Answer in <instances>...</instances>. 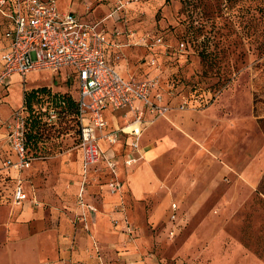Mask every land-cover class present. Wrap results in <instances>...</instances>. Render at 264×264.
<instances>
[{
	"label": "rangeland",
	"instance_id": "1",
	"mask_svg": "<svg viewBox=\"0 0 264 264\" xmlns=\"http://www.w3.org/2000/svg\"><path fill=\"white\" fill-rule=\"evenodd\" d=\"M56 5L109 38L113 45L106 48V61L122 76L157 77L161 93L172 104L183 96L192 100L194 88L210 89L211 107L224 104L225 118L226 108L231 109L232 99L237 98L245 118L236 139L224 130L206 133L204 139L182 134L188 142L179 150H169L165 143L152 163L160 183L158 193L141 202L143 212L135 213V205L127 199L134 239L117 234L116 246L101 247V261L84 243L89 259L73 261L68 254L66 264H264V169L253 185L238 175L248 148L255 140L264 145V0H57ZM146 34L162 42L148 39L146 46L139 45ZM181 41L183 52L178 50ZM150 59L154 66L147 64ZM38 86L75 96L76 81H66L64 73L33 72L24 80L9 82L0 114L4 111L5 117L19 108L24 90ZM163 121L155 134L160 143L167 142L171 126L167 118ZM150 127L142 137L149 148ZM78 129L77 118L70 113L55 125H40L45 160L34 164L36 175L28 178V186L42 208L32 214L20 216L11 206L10 178L0 167V264L55 261L61 237L74 239L73 249L80 248L74 233L55 229L62 218L71 227L73 207L55 201L61 198L55 175L62 169L64 174L77 172ZM99 174L91 176L92 188ZM61 194L68 200L72 197L65 191ZM172 202L180 207L183 225L170 239L167 206ZM156 208L152 221H147L146 210ZM47 247L53 257H44Z\"/></svg>",
	"mask_w": 264,
	"mask_h": 264
},
{
	"label": "built area",
	"instance_id": "2",
	"mask_svg": "<svg viewBox=\"0 0 264 264\" xmlns=\"http://www.w3.org/2000/svg\"><path fill=\"white\" fill-rule=\"evenodd\" d=\"M57 0H0V30L6 46L0 54V95L1 89L13 75L21 79L29 73L50 71L58 73L62 69H70L78 84L76 118L79 124L77 149L81 154L82 181L76 195V203L81 213L75 216L85 231L88 230L87 211L96 212L97 209L84 201L87 173L93 168L104 164L109 180L106 183L108 192L122 196V183L118 180L115 161L107 157L99 142L113 147L120 141L122 135H129L132 140L129 151L124 156L122 164L130 168L143 159L139 148V139L143 128L151 125L154 120L166 118L171 109L164 103L157 77L146 79H124L106 61L107 38L97 26L81 21L71 12L57 9ZM134 37V34L129 36ZM148 39L155 44L162 42L161 38L143 36L139 45L146 46ZM183 52V43L178 45ZM155 65V60L147 63ZM211 93H203L190 100L183 98L177 106L180 111L194 109L195 105H209L214 97ZM196 108V107H195ZM23 107L15 111L6 122L0 123V131L4 130L3 140L15 155L16 159H5L1 167L5 170L21 172L30 168V158L26 151L27 125ZM122 111L126 119L124 126L114 131L106 132L108 126L104 110ZM47 112L48 123L56 119V110L50 108ZM145 114L150 116L144 119ZM88 119L89 124L84 123ZM120 209L124 211L122 200ZM29 202L33 206H40L39 202L29 195L23 187L20 178L16 179L12 204L20 206ZM176 204L170 205L169 220H176ZM125 234L131 238L133 228L124 216ZM117 224L113 221V225ZM174 227L168 231V238L175 235ZM93 250L99 257V249L93 241Z\"/></svg>",
	"mask_w": 264,
	"mask_h": 264
},
{
	"label": "crops",
	"instance_id": "3",
	"mask_svg": "<svg viewBox=\"0 0 264 264\" xmlns=\"http://www.w3.org/2000/svg\"><path fill=\"white\" fill-rule=\"evenodd\" d=\"M57 9L61 11L58 6ZM82 21V20H81ZM118 36V33L115 35ZM108 44L107 47L110 45H113L109 38L106 36ZM6 46V41L2 38V32L0 30V54L2 50ZM106 47V48H107ZM0 69H1V62H0ZM115 69V68H114ZM116 70V69H115ZM117 71V70H116ZM118 72V71H117ZM58 73H64L66 81L73 82V80L76 81V78L73 76V73L70 69H62ZM122 78L128 79L127 77L122 76L120 72H118ZM21 79L17 75H13L10 81L13 80H19ZM9 82L2 87L1 89V95H0V105L4 104L3 101V94H7V87L9 86ZM39 87V86H38ZM36 88V87H32ZM31 89V88H29ZM63 91V89H60ZM161 92V91H160ZM75 96L78 98V84L76 81V87H75ZM211 96V95H209ZM164 97V103L168 104L171 109L166 115L167 120L170 122L171 126H169L168 131V140L167 142L160 143V140H156L155 137L156 131L159 128V125H161L164 121V118H159L157 120H154L153 123L141 131L140 139H139V148L142 152L143 159L139 161L137 164L133 165L130 168H126L123 166L122 161L124 156L129 151V144L132 140V137L129 135H122L120 137V141L117 145L113 147L107 146L104 142H99V145L102 149V151L105 153V155L112 160L115 161L116 168H117V174H118V180L122 183V189L123 193L122 196H119L117 194H110L106 188V183L109 180V175L107 173V170L104 168V164L101 163L97 167L91 168L87 173V184L85 186V192H84V201L94 206L97 211H87L88 216V230L85 231L82 227V225L75 220V216L81 213L80 207L76 203V195L78 193L79 187L81 185L82 181V167H81V154L80 150L76 149L77 151V165H76V173H59L56 174V193L61 198H56L55 201L57 202L58 206L61 205H71L73 208L72 214H71V227L67 228L65 226V222L63 218L61 219L59 226L55 228L57 231H67L68 233H74L76 235V238L80 244V248L77 249V251L74 248L76 242L72 238L68 237H61L60 245L58 248V254L56 253L55 261H47L46 264H66V262L70 259V256L68 254H72L73 257L71 258L73 261L80 260V261H87L89 258L83 251V245L89 244L90 248H93L92 242L94 241L99 249L98 255L100 256V249L101 247L104 248L106 246L107 250L111 249L112 246H116L114 243V240L116 239V235L119 234V237H126L127 240L134 239L133 236L129 238L125 232V222H124V216H126L128 220L129 215V208L127 206V199H129L130 202H132L134 207V212L137 213L138 211L143 212L142 206L143 202L146 198L152 197L155 194L158 193L160 188V183L158 179L155 177L153 170H152V163L155 161L156 157L160 154L163 147H166L171 149H181L186 145V142L188 140L182 136V134L187 135L191 139H204L206 133H219L220 131H226L227 133H231V138L236 139L237 136L240 135V131L243 129L245 125V118L241 115L242 110L240 107L239 102H237V98H233L231 102V109L226 108V112H228L227 118L224 117V104L217 103L213 108L211 107L212 102L209 105L206 106H198L195 105L194 109H186L183 111H180L177 109V106L181 103L183 98L185 96L181 97L177 102L174 104L170 103L168 99L163 95ZM214 97V96H213ZM22 103L20 104V107L11 110L5 117L3 114H0V121L5 120L3 122L8 121L12 114L21 108ZM1 107V106H0ZM211 107V108H210ZM191 110H199L202 112L193 113ZM104 116L107 120L108 126L105 129L106 132L114 131L125 123L126 119L123 116L122 111L113 112L110 109L104 110ZM150 116L148 114H145L144 119H149ZM165 118V119H166ZM189 121V122H187ZM84 123L86 125L89 124L88 119L86 118L84 120ZM151 126V127H150ZM151 128V147L149 148L148 145L145 143L144 140H142L143 134L146 130ZM212 133V134H213ZM4 136V130L0 131V167L1 162L5 159H13L15 160V155L10 151L9 147L3 140ZM248 137V136H246ZM248 139V138H247ZM158 142L157 144L155 142ZM142 142H144L142 144ZM247 157V161L245 165L238 169V175L240 178L243 179V181L248 185H253L254 182L257 181L260 171L264 169V145H261L260 140H255V143L251 145L248 150L247 154L245 155ZM45 159L42 158H35L30 162V168L27 170H22L21 172H14L12 170H4L7 177L10 178V204L11 206L16 209L18 212L21 213L20 216H26L27 214H32V211L34 209H40L42 208V203L38 200V198L35 197V199L39 202L40 206H33L29 202H24L20 206H14L12 204V196L14 192V186L17 178H20L23 182V187L25 190L31 195L29 186H28V178L34 177L36 175L34 164L37 163H44ZM2 169V167H1ZM66 170V169H65ZM100 171V172H99ZM100 173L96 179V186L92 188L91 180L92 175ZM71 181V185H67L68 182ZM68 186V188H66ZM67 192V194H71L72 197L68 200L66 197H63L61 193ZM40 197H43V194H40ZM124 199V201H123ZM122 200V204L124 206V211L120 209V203ZM176 204L177 210L175 212L176 214V220L175 222L171 223L172 225L169 227L168 231L174 227L175 236L178 235L179 229L183 225V220L181 217V211L178 203L172 202V204ZM168 209V215L170 216V208L169 205L167 206ZM147 211V221H152L153 217L155 216V212H157V208L153 211ZM155 213V214H154ZM168 216V217H169ZM113 221H116L117 224L114 226ZM170 222V220H169ZM65 223V224H64ZM132 242H130L131 244ZM34 244V242H33ZM129 244V245H130ZM43 245L48 246L46 243H43ZM82 245V246H81ZM101 245V246H100ZM82 248V249H81ZM71 250V251H70ZM31 253H28V256L30 257ZM93 255H95V258L98 261H101V257H97L94 250ZM43 256V255H42ZM86 256V257H85ZM44 257H53V250L50 247H47L46 254H44ZM120 257H123V254H121ZM27 258V257H26ZM32 258V257H31ZM138 264L140 261L137 262ZM102 264V262H101Z\"/></svg>",
	"mask_w": 264,
	"mask_h": 264
},
{
	"label": "trees",
	"instance_id": "4",
	"mask_svg": "<svg viewBox=\"0 0 264 264\" xmlns=\"http://www.w3.org/2000/svg\"><path fill=\"white\" fill-rule=\"evenodd\" d=\"M185 46V42L181 41ZM186 49V47H185ZM210 89L194 88L190 90L192 99L202 95L203 93H210ZM22 107L24 118L27 125L26 132V151L30 158H43L41 149L40 135L38 130L40 125H55L63 114H73L76 117L77 112V98L71 94L51 93L49 89L42 87L26 89L23 92ZM53 108L56 110V119L54 124H49L47 119V112L42 109ZM78 121V120H77ZM79 133V129H78ZM78 142V138H77Z\"/></svg>",
	"mask_w": 264,
	"mask_h": 264
}]
</instances>
